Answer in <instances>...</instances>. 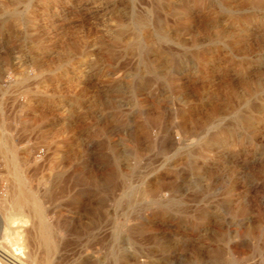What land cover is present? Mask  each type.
Here are the masks:
<instances>
[{"label": "rangeland", "instance_id": "rangeland-1", "mask_svg": "<svg viewBox=\"0 0 264 264\" xmlns=\"http://www.w3.org/2000/svg\"><path fill=\"white\" fill-rule=\"evenodd\" d=\"M16 178L26 264H264V0H0Z\"/></svg>", "mask_w": 264, "mask_h": 264}, {"label": "bare ground", "instance_id": "bare-ground-1", "mask_svg": "<svg viewBox=\"0 0 264 264\" xmlns=\"http://www.w3.org/2000/svg\"><path fill=\"white\" fill-rule=\"evenodd\" d=\"M9 200H10L9 206H5L4 211L2 210L4 214L3 213L1 214L4 215L2 216L4 217V220L6 221L7 226L11 228L7 232L5 231V234L6 236H10V237L13 235L10 241H13L15 246L16 245L18 246L16 248L18 252H15L14 254H12L11 252V254H9L5 252L4 250H2V248L0 247V263L4 262L3 264L5 263L6 264H26L27 262L29 263L30 260L28 261L27 259H24L25 260V263H24L23 259H20V258L24 256V254L27 255V258L29 256L32 258L33 253L30 249L31 243L29 239L30 230L31 229L34 230L35 231L34 234L36 233L37 235V238H38L36 240L38 242L37 246L45 245L49 247L50 237L48 235V232H47V229L45 228L44 223L42 222L43 216L41 213V207L37 203L35 196L33 194V191L27 190L25 188V184L21 181V179L16 178L14 180L12 184V196L10 197ZM37 219H39V222L37 221ZM16 220H18L17 223H16ZM6 223H4V226H3L4 230L5 228H7L5 226ZM46 224L48 225V223ZM12 226L14 227L13 229H12ZM8 238L9 237L4 238L3 241H5V239H8ZM3 241H1L2 244H3ZM5 242H4V245H5ZM6 243H8V241ZM7 248H8V244H7Z\"/></svg>", "mask_w": 264, "mask_h": 264}]
</instances>
